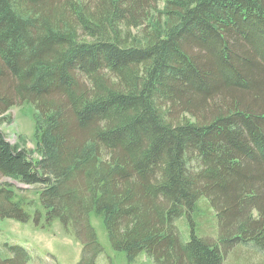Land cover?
Masks as SVG:
<instances>
[{
  "label": "trees",
  "instance_id": "16d2710c",
  "mask_svg": "<svg viewBox=\"0 0 264 264\" xmlns=\"http://www.w3.org/2000/svg\"><path fill=\"white\" fill-rule=\"evenodd\" d=\"M158 2L0 0V124L23 100L39 112L35 150L0 129V176L37 193L0 181V216L58 218L76 264L103 249L92 213L129 259L264 264V0ZM201 196L212 239L193 229ZM28 258L0 245V264Z\"/></svg>",
  "mask_w": 264,
  "mask_h": 264
},
{
  "label": "rangeland",
  "instance_id": "374dc122",
  "mask_svg": "<svg viewBox=\"0 0 264 264\" xmlns=\"http://www.w3.org/2000/svg\"><path fill=\"white\" fill-rule=\"evenodd\" d=\"M163 3L164 0H159L158 8H163ZM153 17L155 23L157 22L162 27L165 25V15L162 14L157 17L154 14ZM8 112L9 119L0 124V129L3 130L6 138L12 143L15 142L29 150H35V119L39 112L36 111L33 103L29 100H23L21 103L9 108ZM188 117L193 118L192 116ZM32 155L37 156L36 152ZM5 180L11 181L15 189L16 187L21 188L18 191L23 196L37 197L35 187L17 181L18 186H21L18 187L13 179L0 176V181ZM198 203L201 208L198 210L199 214L191 215L194 232L199 235L207 234V237L212 239L215 235L213 223L217 224L214 209L205 196H201ZM196 215L201 216L197 218ZM90 221L95 228L98 241L103 247L97 255L96 264H153L152 259L143 251L129 259L124 250L114 249L108 240L101 220L92 213ZM181 221L182 223H178L177 226L182 238L186 239L190 234V221L185 215ZM6 242L7 244L18 243L27 249L29 258L26 264H76L80 258L82 248L81 242L71 230L62 225L58 218L47 223L45 222V216L42 215L40 222H35L33 208L31 209L30 219L26 221L0 216V245L5 247ZM233 251L235 250L230 248L225 252L227 263H230Z\"/></svg>",
  "mask_w": 264,
  "mask_h": 264
},
{
  "label": "water",
  "instance_id": "95a60500",
  "mask_svg": "<svg viewBox=\"0 0 264 264\" xmlns=\"http://www.w3.org/2000/svg\"><path fill=\"white\" fill-rule=\"evenodd\" d=\"M13 182H15L16 184H17V181L16 180H14ZM19 185V183L17 184V186Z\"/></svg>",
  "mask_w": 264,
  "mask_h": 264
}]
</instances>
